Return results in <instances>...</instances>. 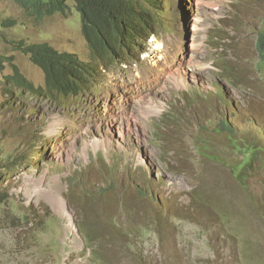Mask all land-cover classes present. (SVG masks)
I'll return each instance as SVG.
<instances>
[{
	"label": "rangeland",
	"instance_id": "obj_1",
	"mask_svg": "<svg viewBox=\"0 0 264 264\" xmlns=\"http://www.w3.org/2000/svg\"><path fill=\"white\" fill-rule=\"evenodd\" d=\"M162 3L142 53L56 107L6 94L3 59L36 87L19 43L88 62L79 15L36 21L0 0V21L17 22L0 27V264H264V0ZM50 188L71 222L36 193Z\"/></svg>",
	"mask_w": 264,
	"mask_h": 264
},
{
	"label": "trees",
	"instance_id": "obj_2",
	"mask_svg": "<svg viewBox=\"0 0 264 264\" xmlns=\"http://www.w3.org/2000/svg\"><path fill=\"white\" fill-rule=\"evenodd\" d=\"M14 1L27 18L36 21L67 15L71 3L79 15L80 32L89 49L88 62L80 61L73 54L58 52L47 43H19L17 50L29 56L30 62L42 71L44 84L36 87L12 64V58L3 59L13 72L6 77V94L10 91L12 97L16 90L20 97L50 101L56 106H65L68 99L87 92L97 80L98 68L135 59L143 51L147 39L160 27L164 12L162 0ZM16 25L14 19L0 21L4 29ZM252 32L256 37L257 69L264 74V18L252 27ZM0 69H3L1 61ZM222 126L231 131L229 122H222ZM249 167L238 166L231 170L242 187L248 178V173L243 172Z\"/></svg>",
	"mask_w": 264,
	"mask_h": 264
},
{
	"label": "bare ground",
	"instance_id": "obj_3",
	"mask_svg": "<svg viewBox=\"0 0 264 264\" xmlns=\"http://www.w3.org/2000/svg\"><path fill=\"white\" fill-rule=\"evenodd\" d=\"M178 83L182 84L181 81H178ZM162 109H163V107L161 105L160 106L156 105V106H154L152 108V113L160 114L162 112ZM151 116H153V115H151ZM102 146H104V142L103 141L96 140V141H94L92 143V147L95 150H98L99 148H105L106 147V143H105L104 147H102ZM36 193H38V195L39 194L43 195L44 198L47 199V201L54 206L57 214H59L60 216H62L64 218H67V220L71 222V218H70V216H69V214L67 212V209L65 207L67 204L66 205L64 204L63 200L60 197L61 195H59L60 193L59 194L55 193L54 191H52V188L47 189L45 191L42 190V189H38L36 191ZM70 222H69V226L71 225Z\"/></svg>",
	"mask_w": 264,
	"mask_h": 264
},
{
	"label": "clouds",
	"instance_id": "obj_4",
	"mask_svg": "<svg viewBox=\"0 0 264 264\" xmlns=\"http://www.w3.org/2000/svg\"><path fill=\"white\" fill-rule=\"evenodd\" d=\"M162 1H164V0H162ZM162 1H161V3H162ZM163 4V3H162ZM70 8H73V3H71L70 4ZM164 9V8H163ZM74 10V9H73ZM78 14V13H77ZM165 14V11L163 12V14L162 15H164ZM161 24H162V16H161ZM161 26V25H160ZM81 33V32H80ZM155 33H156V30H155ZM154 35V34H153ZM153 35H151V36H153ZM148 40V39H147ZM147 42V41H146ZM86 43V42H85ZM145 45H146V43H145ZM145 45H144V48H145ZM88 47V46H87ZM144 48H143V51H144ZM89 50V49H88ZM142 51V52H143ZM141 52V53H142ZM136 58V57H135ZM134 60V59H133ZM132 61V60H131ZM127 62V61H126ZM121 63V62H120ZM107 67V66H106ZM38 68V67H37ZM102 68V67H101ZM100 68V69H101ZM39 69V68H38ZM42 72V71H41ZM98 83H97V80H96V82L94 83V85L90 88V89H92V88H94V87H96V85H97ZM89 89V90H90ZM89 90L87 91V92H89ZM86 93V92H85ZM84 94V93H83ZM82 95V94H81ZM80 96V95H79ZM78 96V97H79ZM75 98V97H74ZM77 98V97H76ZM71 99L72 98H70V99H68V102L66 103V105L65 106H67L68 105V103L71 101ZM56 106V105H55ZM65 106H56V107H65ZM225 122H229L227 119H225ZM223 129H224V127H223ZM225 130V129H224ZM225 131H227V130H225Z\"/></svg>",
	"mask_w": 264,
	"mask_h": 264
}]
</instances>
